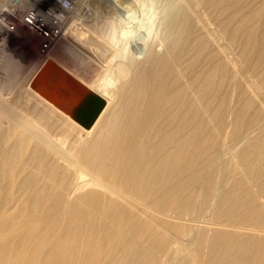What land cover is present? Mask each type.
<instances>
[{
    "label": "bare ground",
    "instance_id": "1",
    "mask_svg": "<svg viewBox=\"0 0 264 264\" xmlns=\"http://www.w3.org/2000/svg\"><path fill=\"white\" fill-rule=\"evenodd\" d=\"M66 20L0 89V264H264V0Z\"/></svg>",
    "mask_w": 264,
    "mask_h": 264
},
{
    "label": "built area",
    "instance_id": "2",
    "mask_svg": "<svg viewBox=\"0 0 264 264\" xmlns=\"http://www.w3.org/2000/svg\"><path fill=\"white\" fill-rule=\"evenodd\" d=\"M82 0H10L0 15V27L12 34L27 32L40 44L39 55L51 52L59 43L67 24ZM10 6V7H9Z\"/></svg>",
    "mask_w": 264,
    "mask_h": 264
},
{
    "label": "rangeland",
    "instance_id": "3",
    "mask_svg": "<svg viewBox=\"0 0 264 264\" xmlns=\"http://www.w3.org/2000/svg\"><path fill=\"white\" fill-rule=\"evenodd\" d=\"M4 1H7V0H0V9H1V4H3ZM139 10L140 9H138V13L140 12L138 14L140 16L139 18H142L143 16L142 10L141 11ZM82 25L83 24H78V26L76 27L77 30H79L80 32L81 31L84 32V28L82 27ZM133 26L137 27L136 24L135 25L133 24ZM20 34L22 37L20 42L18 41L16 42V40H13L10 42L2 43L0 41V86H1L0 89L4 93H7L6 91H8L9 93L10 91L14 90L15 87H16L15 91L21 89L22 86H24L26 83L25 81L26 78L34 74V71H35L34 65H37L38 61L41 60V57L39 55V52H40L39 42L33 37H31V35L28 34L27 32L25 33L22 31L20 32ZM18 79H21V80H18ZM10 84L13 89L10 88ZM3 87L4 88L6 87V88L4 89Z\"/></svg>",
    "mask_w": 264,
    "mask_h": 264
}]
</instances>
